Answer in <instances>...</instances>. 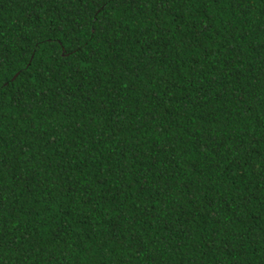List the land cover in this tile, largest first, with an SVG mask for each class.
Instances as JSON below:
<instances>
[{"label": "trees", "instance_id": "obj_1", "mask_svg": "<svg viewBox=\"0 0 264 264\" xmlns=\"http://www.w3.org/2000/svg\"><path fill=\"white\" fill-rule=\"evenodd\" d=\"M147 2L133 0L123 14L110 13L120 17L118 28L127 33V38L112 32L107 38L111 46L104 44L97 50L98 66L88 69L84 60L75 57L61 60L59 67L53 65L51 78L48 84L42 85L43 92L38 98L29 94L24 108L0 110V147L14 164L23 161L19 169L24 171L32 189L29 192L26 186L17 188L13 184L4 190L6 208L0 213L3 220L0 231L8 242L16 240L18 243L0 252V264H117V259L127 253V247L123 241L120 246L114 245L111 226L104 223V214L93 217L97 222L96 235H92V226L83 218V213H79L77 222L78 206L88 195L89 184L106 162L119 161L130 165L132 170L153 162L156 165L167 163V144L174 139L171 134L175 132L181 136L180 127L188 124L185 131L195 135L197 129L191 124L204 127L200 117L205 114L209 122L213 115L216 117L215 130L220 133L217 140L222 141L221 149L236 136L246 133L244 140L251 155L245 153L244 156L249 161H257L256 167L249 169L250 175L239 177L233 185L226 177L230 170L239 176L238 168H233L236 161L229 156L227 161H220L218 167H213L219 159H213V148L205 157L203 167L196 169V174L192 173L187 158L176 168L161 166L158 174L154 169V178L158 176L159 182L168 179L175 189L176 210L161 206L160 213H155L159 216L155 227L151 223L136 227L149 235V242L156 235L163 239L166 233L157 229L166 228L163 221L171 222L183 209L182 201L186 197L179 193L189 176L196 179L198 174L201 182L206 178V189L216 190L224 183L225 188L220 190L228 195H235L237 187L251 189L257 199L248 210L245 222L241 224L236 219L228 228L229 237L239 229L238 235L246 241L243 248L229 256L219 250L222 245L207 255L191 247H173L167 250L164 264H178L181 258L184 264L194 261L195 264H216L217 257L219 264H261L264 224L260 223V217L264 214V206L260 202L264 201V187L260 180L264 173L259 169L264 165L259 164V157L264 153V144L256 141L264 137V99H261L264 97V5H254L249 0H218L216 7L206 13L210 17L208 32L198 41H191L193 26L205 22L202 19L205 13L197 3L190 7L178 3L174 5L173 14L171 11L155 12L143 6ZM80 19L76 10L67 7L62 0H0V78L7 82L9 96L31 84V78L26 79L28 62L34 67L37 58L42 57L47 62L50 56H64L70 50L45 37H52L54 32L57 37L61 36L58 27L67 30ZM177 21L180 27L176 26ZM156 24L160 27H155ZM87 35L81 29L77 39L83 40ZM100 39L104 40V36ZM117 40L120 41L118 47ZM177 41H180L179 48ZM64 43L67 45V41ZM113 47L123 53L125 59L133 61L140 55H147L145 48L155 56V73L138 75L145 80H149V74L167 80L164 84L167 91L151 80L149 84L156 89L153 97L163 95L165 100L171 101L168 108L176 110L177 119L171 125L160 127L164 120L172 117L166 110L157 108L161 121L152 128L138 127L144 119L141 113L150 115L146 109L152 108L155 101L142 95L144 89L140 81L133 85L125 79L123 84L128 87L124 88L110 73L104 72L111 62ZM193 52L195 59L190 57ZM197 59L199 64L195 62ZM169 62L174 67L182 66V71H168ZM77 63L81 65L78 70ZM160 72L164 77H159ZM17 73L19 75H15ZM116 87L120 89L119 100L112 97V89ZM29 107L31 112L27 110ZM53 136L56 142L48 143ZM61 161L65 162V167H60ZM118 166L113 163V167ZM19 174L13 169L5 179L12 183L13 176ZM200 195L203 196V192ZM207 202V197L203 196L201 206ZM106 207L111 218L115 209L111 205ZM165 212L167 216L163 215ZM223 222L225 226L230 224L227 218ZM246 228L251 236L245 232ZM131 264L144 262L135 259Z\"/></svg>", "mask_w": 264, "mask_h": 264}, {"label": "snow or ice", "instance_id": "obj_2", "mask_svg": "<svg viewBox=\"0 0 264 264\" xmlns=\"http://www.w3.org/2000/svg\"><path fill=\"white\" fill-rule=\"evenodd\" d=\"M62 2L67 7L74 8L76 15H79L81 19L67 30L62 26L58 27L57 31L62 33L61 36L57 37L54 32L52 37H45V39L49 42L55 40L60 43L61 48H68L70 50L64 56H50L47 62H44L42 57L37 58V63L34 67L28 62L29 67L27 68L28 75L26 79L31 78V84L24 89L14 91L13 96L8 95L6 91L7 82L3 78H0V110L6 107L24 108L29 94L34 98H38L40 93L43 92L42 85L48 84L51 78L50 74L53 65L59 67L61 60L75 57L77 60H84V66L91 69L100 64L97 50L102 45L109 44L107 38L112 35V32H119L120 36L125 39L127 38L126 32L119 31L117 22L120 17L110 15V13L119 12L123 14L124 10L133 0H62ZM249 2L254 5H264V0H249ZM178 3L189 7L193 3H197L203 13H205L202 17L205 22H197L191 32V41H198L200 36L209 30L210 17L206 13L216 7L218 0H148L143 6L151 7L158 13L171 11L174 14L176 11L174 5ZM89 10H91V13ZM183 19L182 15L181 20ZM154 26L160 27L159 24ZM176 26L180 27V21H177ZM163 27L167 28L168 26L163 25ZM81 29L88 33L83 40L77 39ZM148 30L150 31L151 29ZM102 35L104 36V40L100 39ZM160 35L163 36L164 32H161ZM65 41H67V45H65ZM119 43L120 41L117 40L116 47L119 46ZM145 43L147 42L145 41ZM179 44L180 41H177V48H179ZM73 45L75 47H72ZM109 46L111 45L109 44ZM116 47L112 49L113 55L109 57L111 62L104 69V72L110 73L114 79L122 83L124 88L128 87V84H123L125 79L133 85L137 81H140L141 87L144 89L142 95L155 101L152 108L146 109V112L150 113V115L141 113L144 119L138 127L152 128L154 124L160 122L161 114L156 111L157 108L166 110L167 115L172 117L171 120H164L160 124V127L163 128L164 125H171L177 119L174 114L176 110L168 108V104L171 101L165 100L163 95L157 94L153 97L156 89L149 84V80H151L161 89L167 91L164 89V84L167 83V80L158 79L156 75L151 74H149V80H145L143 76L138 75L139 73H155L156 69L153 65V61L156 59L155 56L151 54L148 48H145L144 52L147 55H140L133 61L125 59L123 53L116 51ZM190 57L195 59L196 53H190ZM195 62L199 64L198 59ZM160 63H163V61ZM21 67L23 68V65ZM75 67L78 70L81 65L77 63ZM167 68L168 71H182V66L174 67L171 62H169ZM15 75H19V73ZM158 75L159 77H164L163 72H160ZM176 86H178V83ZM17 89H19V85H17ZM133 91H135V87H133ZM194 95L195 93H193ZM112 97L116 100L120 99V89L118 87L112 89ZM261 99H264V97H261ZM27 110L29 112L32 111L31 107ZM182 115L183 113H181ZM24 118L26 119L27 117L25 116ZM200 119L203 121L204 127L200 128L195 123L191 124L192 128L197 129L195 135L190 131H185V129L189 128L188 124L180 127L181 136H177L175 132L171 134L174 139L171 143L167 144V148L169 149L167 152L169 157L167 163L156 165L153 162L147 167L141 168L137 166L132 170L130 165L121 164L119 161L106 162L102 168L98 169L95 180L89 184L88 195L84 197L78 206L77 222H79V213H83V218L87 219L92 226V235H96L95 226L97 222L93 217L100 213L104 214V223L111 226V238L114 245L120 246L121 241H123L127 247V253L117 259V264H131L135 259L143 261L144 264H164V256L167 250L173 247L175 249L191 247L195 252L203 250V254L207 255L222 245L219 250L226 255L232 256L238 248L245 246V238L238 235L239 229H235L233 235L229 237L228 228L236 223V219H239L241 224L245 222L248 210L251 208L253 201L257 199L256 193L251 191V189L242 190L240 187H237L235 195H228L225 191L220 190L225 188L224 183H221L216 190L211 188L206 189L208 185L207 179L205 178L201 182L198 174L196 179L189 176V179L181 185L182 191L179 195L186 197V200L182 201L183 209L179 211V215L173 217L171 222L167 220L163 221L167 225L166 228L157 229L160 233H166L163 239H161L160 235H156L149 242V235L141 233L140 229L136 227L137 224L143 225L148 223H151L155 227L156 222L159 220V216L155 213H160L161 206L165 209H169L171 206V211L176 210L175 195H173L175 189L168 179L159 182L158 176L154 178V169L158 174L161 166L165 169L176 168L177 164L183 165L187 158L191 164L192 173L196 174V169L203 167L205 157L208 156L213 148L215 149L213 159L219 158L213 167H218L220 161H227L229 156L236 161L233 168H238L239 176L236 171L230 170L229 175L226 177V180L233 185L236 184L239 177L250 175L249 169L256 167L257 161H249L244 156L245 153H248L249 156L251 155L248 152V145L244 140L246 133L236 136L235 139L228 142L225 148L221 149L220 143L222 141L217 140L220 133L215 130L216 117L213 115L211 122H209L207 114L202 115ZM193 140H195V143H193ZM47 142L55 143L56 139L53 136ZM256 143L264 144V137H261ZM0 144H2V141H0ZM189 150L192 151L190 152ZM121 155L123 156V153ZM193 157H197L198 159H194ZM21 163L23 161H18L14 164L11 159L6 158L3 147H0V213H3L6 208L5 188H11L14 184L17 188L24 185L27 187V191L31 192L32 190L28 186L24 171L19 169V164ZM113 163L119 166L113 167ZM259 164L264 165V153L260 154ZM60 167H65L64 161L60 162ZM13 169L19 171L20 174L13 176L12 183H9L5 177ZM259 171L264 173V167L260 168ZM165 175L167 176L168 174L165 173ZM260 183L264 187V175L261 176ZM130 192L132 196H129ZM202 192L208 201L203 206H201L203 196L200 195ZM73 203H76V201H73ZM260 203L264 206V201ZM106 205H111L115 209L111 218L107 215L109 209ZM225 205H227V208H225ZM163 215L167 216L168 213L165 212ZM225 218L230 222L228 226L224 225L223 221ZM260 223L264 224V214H261ZM2 224L3 220L0 219V225ZM245 232H247L248 236L252 235L247 228ZM17 243L18 241L16 240L8 242L3 231H0V252L5 248L15 246ZM261 244L259 259L261 264H264V235L261 236ZM171 259L175 260V256H172ZM178 264H184L183 258L178 261ZM193 264H195V261ZM216 264H219V257L216 258Z\"/></svg>", "mask_w": 264, "mask_h": 264}]
</instances>
